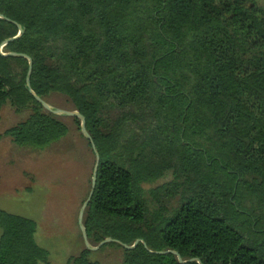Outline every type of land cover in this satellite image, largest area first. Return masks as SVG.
<instances>
[{"label": "trees", "instance_id": "trees-1", "mask_svg": "<svg viewBox=\"0 0 264 264\" xmlns=\"http://www.w3.org/2000/svg\"><path fill=\"white\" fill-rule=\"evenodd\" d=\"M0 15V109L29 111L4 135L43 150L68 133L25 89L28 60L6 55L23 54L33 93L64 96L98 152L82 221L91 246L141 240L103 245L123 264H264V6L0 0ZM15 24L23 33L2 46ZM35 231L0 210V264H47ZM168 250L198 262L155 253ZM90 253L66 264H99Z\"/></svg>", "mask_w": 264, "mask_h": 264}, {"label": "rangeland", "instance_id": "rangeland-1", "mask_svg": "<svg viewBox=\"0 0 264 264\" xmlns=\"http://www.w3.org/2000/svg\"><path fill=\"white\" fill-rule=\"evenodd\" d=\"M256 2L264 6V0ZM44 101L73 111L64 96L51 94ZM28 114L16 112L8 103L0 109V210L33 220L35 242L47 251V264H66L84 247L78 215L90 190L94 156L70 117H63L67 135L45 149L15 146L4 131ZM88 258L99 264H123L122 250L115 246H102Z\"/></svg>", "mask_w": 264, "mask_h": 264}, {"label": "water", "instance_id": "water-1", "mask_svg": "<svg viewBox=\"0 0 264 264\" xmlns=\"http://www.w3.org/2000/svg\"><path fill=\"white\" fill-rule=\"evenodd\" d=\"M0 19H4L6 21H9L7 18L3 17L0 15ZM18 28V33L15 37L13 38H9V39H6L3 43H2V46L16 38H18L24 31V28L22 26H20L19 24H15ZM6 55H9V56H18V57H23L25 59L28 60V69H27V74H26V78H25V89L28 91L29 94L32 95V97L34 98V100L36 102H38L40 104V106L47 112L55 115V116H58V117H75L77 118L79 121H80V124H79V129H80V132L82 134V136L90 143V148L93 152V155H94V167H93V171H92V176H91V182H90V190H89V193L85 199V201L83 202V204L81 205V208L79 210V215H78V224H79V228H80V232H81V238H82V241H83V244H84V247L87 249V250H90V251H94V250H97L98 248H100L101 246L107 244V243H115L117 245H120L123 249H132L138 242H141V240L137 239L134 241V243L132 245H126V244H122L121 242H119L118 240H114V239H111V238H105L103 241H101L100 243H98L96 246H91L90 243L88 242V239H87V235H86V232H85V228L83 226V215H84V212H85V209L88 205V202L90 201L91 199V196L93 194V190H94V187H95V182H96V173H97V168H98V164H99V155H98V152L91 140V137L89 136L88 132L86 131L85 129V120L83 118V116L81 114H79L77 111H63V110H60L58 108H55L51 105H49L47 102H45L43 99H41L40 97H38L37 95H35L33 93V91L31 90L30 88V84H29V77H30V74H31V70H32V64H31V60L29 57H27L26 55H23V54H16V53H8ZM143 243V242H142ZM144 247L146 248V245L143 243ZM151 252V251H150ZM157 254H165V253H171L173 255H175L177 257V260L179 263H185V262H191V261H197L196 259H189L187 261H183L177 252L175 251H171V250H168V251H158V252H155Z\"/></svg>", "mask_w": 264, "mask_h": 264}]
</instances>
